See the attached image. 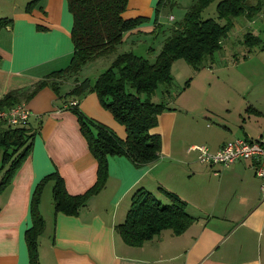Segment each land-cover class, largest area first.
<instances>
[{
	"label": "crops",
	"instance_id": "obj_1",
	"mask_svg": "<svg viewBox=\"0 0 264 264\" xmlns=\"http://www.w3.org/2000/svg\"><path fill=\"white\" fill-rule=\"evenodd\" d=\"M28 1L0 0V16L11 18L0 28V97L66 66L72 53V16L65 0H35L31 9H24ZM157 1L148 0L147 13L139 0H128L123 17L146 14L150 18L128 33H152L155 26L151 6ZM256 17L247 19L249 24ZM157 21L160 22L158 18ZM167 33L165 29L163 37ZM224 39L212 63L206 65L212 70L238 60ZM238 40L244 63L264 59V50L259 46L247 52ZM136 45L132 39L130 46ZM120 51L116 48V53ZM227 53L233 55L232 60L225 59ZM114 55L96 57L83 65L87 67L85 72L66 75L60 81L61 95L45 85L25 101L31 110L26 126L33 132L32 146L10 183L0 191V264H29L23 233L31 223L32 190L44 175L57 170L69 193L82 192L94 182L96 160L79 130L75 113L64 106L72 96L64 94L77 79L93 80ZM212 70L210 74L216 77ZM248 71L246 68L242 73ZM243 77L246 78L242 74L236 82L242 83ZM229 82L218 87L239 94L240 84ZM77 103L86 115L108 125L121 138L125 136L124 126L101 105L94 91H85ZM172 103H167L169 108L158 114L150 129L160 135L158 157L136 165L126 155H108L104 186L87 198L77 214L54 213L52 180L44 184L39 202L44 218V229L38 236L40 264H264V200L259 196L253 162L239 159L223 167L210 165L197 158L196 150H188V145L197 140H205L209 150L214 151L233 137H260L264 134V107L249 99H228L220 111L209 110L215 125H206L204 136L198 137L187 134L191 111L180 112ZM138 186L152 191L162 201H168V197L158 186L175 192L185 199L186 209L195 220L179 234L163 228L140 245L124 243L114 224L125 217L130 195Z\"/></svg>",
	"mask_w": 264,
	"mask_h": 264
},
{
	"label": "trees",
	"instance_id": "obj_2",
	"mask_svg": "<svg viewBox=\"0 0 264 264\" xmlns=\"http://www.w3.org/2000/svg\"><path fill=\"white\" fill-rule=\"evenodd\" d=\"M165 1L158 0L156 3L155 27L162 26L157 16ZM211 1L190 0L182 18L165 28L168 33L163 37L159 50L153 58H149L132 49L114 51L123 42L124 33L133 31L145 19L143 15L122 16L128 0H65L72 16V53L68 64L47 73L28 87L6 92L0 97V107L27 101L45 85L59 96L60 81L66 75L74 76L83 64L96 57L115 54L93 80L89 77L75 80L64 95H70L78 102V96L85 91H94L101 105L124 126L125 136L121 138L108 125L86 115L77 106L78 103L72 105L69 101L64 102V106L75 113L79 130L96 160V178L79 193L66 190L57 170L47 173L35 184L29 201L31 223L23 233L29 264H40L38 236L44 229V218L39 210V202L44 184L52 180L54 213L77 214L87 198L104 186L108 176V155H126L136 165L155 160L159 155L160 135L150 129L156 124L158 114L169 106L166 101L152 100L151 95L158 84L171 82L173 61L183 58L195 70L212 63L215 51L222 48V41L233 26V17L251 19L264 11V0H218L215 4L216 17H203L202 10ZM34 2L29 0L24 9H31ZM221 19L222 22L219 21ZM10 22V17L0 16V28ZM241 42L247 47V52L253 46L264 50V40L251 31L243 33ZM149 50L153 49L149 47ZM32 137L33 132L26 125L0 127V169L6 165L0 180V191L10 183L15 170L29 153ZM158 187L168 201H162L143 186L132 191L125 217L114 224L124 243L140 245L163 228L179 234L195 220V216L186 209L185 199L171 190Z\"/></svg>",
	"mask_w": 264,
	"mask_h": 264
},
{
	"label": "rangeland",
	"instance_id": "obj_3",
	"mask_svg": "<svg viewBox=\"0 0 264 264\" xmlns=\"http://www.w3.org/2000/svg\"><path fill=\"white\" fill-rule=\"evenodd\" d=\"M139 1L142 10L149 13L150 4H148V0ZM169 1L172 3L169 4ZM217 1L218 0H212L206 7H204L201 15L203 17H216L215 4ZM189 2L190 0H166L163 3L164 5L160 7L157 16L158 20L162 23V27H155L152 33H145L143 31H137L134 33L125 32L123 42L118 44L114 51L116 52V48L117 51H120L133 47L132 49L135 53L153 58L154 55L152 53L154 52V49L159 47L158 44L161 43V39L163 37L162 32L165 28L171 26L172 23L182 18L185 7L189 4ZM155 6H151L153 9V20L155 18ZM142 15L145 17V19H143L144 21L150 20V18L147 19L146 14ZM169 15H172L173 18L170 19ZM256 16L257 17L252 24H249L247 18L245 19V17H233L235 24L228 31L224 42L225 44L227 43L226 45L230 47L233 52H236L235 55L238 57L237 62L234 61L235 63L221 64V69L218 71H215L214 68L212 70L210 67L205 66L197 72L183 58H177L172 64L171 82L158 84L155 91L151 95V99L154 101L162 100L167 103L173 102L172 105L180 110V112H184L182 111L183 109L191 111V117H189L191 120L190 126L187 129V134L189 136L203 137L206 125H210L212 123L210 127H213V125H215L214 122H216L213 116H209V110L220 111V108L223 107L225 101L228 99L231 101L238 100L240 98L249 99L258 106L264 107V59L259 60L256 63L252 61L244 63V61L240 59L239 55L242 47L238 39L242 38L244 32L253 30L260 37L264 38V11L257 13ZM219 21L222 22L223 20L221 19ZM132 39L137 43L135 47L130 46V41ZM149 47L153 50H149ZM155 51L157 52L158 50ZM217 52L219 51H215V56ZM224 57L229 60L233 59V55L229 53H227ZM83 65L80 67L77 74H80L82 70L83 72L87 70V67ZM246 68L249 70L248 73H242ZM209 70L217 73V76L215 77V75H211ZM90 73H93V70H91ZM242 74L245 75L246 78L243 77L242 83L236 82ZM189 80L191 82L188 87L187 85ZM229 81H232L231 83L240 84L239 94H234L230 91H226L225 88L218 87L221 83H230ZM128 89L131 90L130 87H128ZM191 144L208 145L205 140H197ZM191 144H189L188 147ZM5 166L0 169V180Z\"/></svg>",
	"mask_w": 264,
	"mask_h": 264
},
{
	"label": "built area",
	"instance_id": "obj_4",
	"mask_svg": "<svg viewBox=\"0 0 264 264\" xmlns=\"http://www.w3.org/2000/svg\"><path fill=\"white\" fill-rule=\"evenodd\" d=\"M172 19L173 16L169 15ZM74 105L77 99L69 101ZM31 114L25 101H18L0 107V127L26 125ZM188 150H196L197 158L206 164H219L221 167L239 160L249 159L254 164V173L259 178V196L264 200V134L257 138L233 137L225 140L216 150L211 151L206 145L191 144ZM218 170H214V173Z\"/></svg>",
	"mask_w": 264,
	"mask_h": 264
}]
</instances>
